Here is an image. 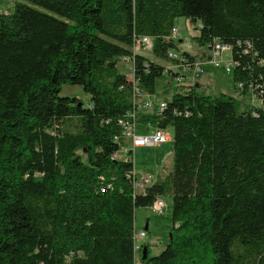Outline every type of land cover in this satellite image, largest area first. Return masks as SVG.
<instances>
[{
    "label": "trees",
    "instance_id": "16d2710c",
    "mask_svg": "<svg viewBox=\"0 0 264 264\" xmlns=\"http://www.w3.org/2000/svg\"><path fill=\"white\" fill-rule=\"evenodd\" d=\"M0 11V264H136L134 212L165 197L167 245L154 257L142 246L138 264H264V0H19ZM177 18L200 23V47L231 49L234 91L256 103L175 86L159 115H127L135 89L153 96L166 73L136 41L186 64L169 58ZM127 58L131 78L117 70ZM126 123L172 129V167L144 193L132 153L116 157Z\"/></svg>",
    "mask_w": 264,
    "mask_h": 264
},
{
    "label": "rangeland",
    "instance_id": "374dc122",
    "mask_svg": "<svg viewBox=\"0 0 264 264\" xmlns=\"http://www.w3.org/2000/svg\"><path fill=\"white\" fill-rule=\"evenodd\" d=\"M19 0H2V10L4 13H10L13 9L14 3ZM174 25L178 31L177 37L174 41L177 42V47L174 52L178 53H186L190 55L194 60H204V57L208 56L205 48L200 47L193 38L196 37L200 30V23H193L189 19L186 18H177L174 21ZM141 52V51H140ZM144 54H150L149 50H142ZM223 61L227 62L228 57L225 56ZM150 56V55H149ZM151 59L154 63L159 65H163L165 67V72L163 76L156 81L155 86V95L157 102L159 101H170L173 95V86L175 82L173 81V77L171 74V69L173 63L171 61H161L155 59L151 56ZM205 61V60H204ZM126 62H118L117 70L124 74L126 78H130V71L126 69L124 65ZM203 63V62H202ZM128 65V64H127ZM206 68L208 65H205ZM208 73L198 75L197 77L189 76L188 83L192 86L196 87V91L199 95H209V96H219L221 94H225L232 97H239L235 94L233 88L232 77L226 75L221 69L208 67ZM176 69V68H173ZM180 71L179 69H176ZM207 71V70H206ZM201 79L200 85L198 87V80ZM183 86V84H181ZM61 97H70L75 98L76 100L82 102L85 106L89 102V95L84 93L80 86H63L62 91L60 93ZM144 99L142 94L137 100V106L139 107L141 104L144 105ZM240 103L245 107L246 105H251L255 102V98L252 96H241ZM151 109L148 111L150 112ZM167 135L169 136V141L165 144L158 146H150V147H140V149L135 150L136 156L135 163L137 164L138 171H135L138 175H147L151 173L149 167L155 164H159L161 162L166 161L165 164L169 162L168 156L170 154V145L172 140V129L167 128ZM169 147L170 149H168ZM118 160L125 161L126 155L121 149L117 154ZM163 168V167H162ZM168 168V167H167ZM167 204V208L164 209L165 213L163 215L155 214L151 208H140L136 209L134 212V228L137 232L144 231L146 236L143 239L138 240V244L141 246H147L149 250V257H154L160 254L167 245L168 242V234L172 227L171 223V199L168 197L163 198ZM149 224L147 230L144 227ZM140 262L139 257L135 259V263L138 264Z\"/></svg>",
    "mask_w": 264,
    "mask_h": 264
},
{
    "label": "built area",
    "instance_id": "2783aa9c",
    "mask_svg": "<svg viewBox=\"0 0 264 264\" xmlns=\"http://www.w3.org/2000/svg\"><path fill=\"white\" fill-rule=\"evenodd\" d=\"M1 12V11H0ZM4 13V11L2 12ZM178 31H171V39L175 40L177 37ZM152 47V42L151 39L148 38H141L136 43L134 44V51H138L141 48H147L151 49ZM205 50L208 53V56L204 57L203 63L202 62H195L193 65L187 64L189 61L187 58L182 57V53L178 52H170L169 53V58L172 60L176 61H182L183 63L186 64H179L175 65L179 69L174 70L175 68L171 69V76L173 77V81L175 82L174 84L176 86H182L181 84H184L185 79L188 78L189 76L197 77L198 75H201L205 71V65L212 66L213 68L221 69L224 70V73L227 75H232L233 68H234V63L231 59V49L227 46L221 45L219 43H215L213 47H206ZM224 54L225 56L228 57V61L225 62L223 61L224 59ZM223 56V58H222ZM189 58V57H188ZM126 62L131 63L130 59L127 58ZM187 86H192L191 84H187ZM242 86L238 85L239 92L235 91V94L239 97H241L242 94ZM135 91L138 94V98L140 97L141 93L135 89ZM251 96L249 93L247 94ZM244 96V95H243ZM254 98V97H253ZM138 100V99H137ZM137 105V102H136ZM166 107V102H161V103H155V102H145L144 105H140L139 107L137 106V109L133 112H128V116L132 117L135 116L137 111L141 109L142 111H148L150 110V113H155L156 115H159L162 110H164ZM146 113V112H145ZM136 124H124V131L122 132V138L124 140H129L131 144V148H136V147H150V146H158V145H163L166 142H168L169 136L167 133L161 129H157L154 127H151L148 125V127L151 128V131L143 136H135L134 135V127ZM155 181L154 176L150 175H138L136 172H133V189L135 190L136 193H144L146 188L149 187L153 182ZM151 210L157 214V215H163L165 213L164 206H163V201L158 199L154 204L151 206ZM146 236V233L144 231L140 232H135L133 239H134V251L136 254V258L139 257V253L142 251V246L138 244L139 239H143Z\"/></svg>",
    "mask_w": 264,
    "mask_h": 264
},
{
    "label": "crops",
    "instance_id": "0c3cea01",
    "mask_svg": "<svg viewBox=\"0 0 264 264\" xmlns=\"http://www.w3.org/2000/svg\"><path fill=\"white\" fill-rule=\"evenodd\" d=\"M0 7H2V0H0ZM143 49H145V50H149L150 51V54H149V52H148V55H145L144 56V54L142 55L143 57H145V58H147V59H149V60H151L152 61V59H151V56H152V54H151V50L150 49H147V48H143ZM150 55V56H149ZM156 59V58H155ZM158 60V59H157ZM122 61H124V59L122 60ZM121 61V62H122ZM126 62V61H125ZM195 62H203V60L201 59V60H195ZM127 63L128 62H126L124 65L126 66V69H128V65H127ZM163 66V65H162ZM173 67V66H172ZM175 68H178L177 66H174ZM205 67V74H207L208 73V67H210V66H208L207 68H206V66H204ZM174 70H176V69H174ZM207 70V71H206ZM223 71V70H222ZM180 72H182V71H180ZM224 72V71H223ZM226 74V73H225ZM227 75V74H226ZM229 76H231L232 77V75H229ZM130 78H131V76H130ZM198 82L199 83H197V85H198V87H199V85H200V82H201V79L200 80H198ZM187 84H188V78H186L185 79V82H184V84H183V86H187ZM172 89H174V86H173V88ZM142 94V96H143V99H144V102H150V101H152V102H155V103H161V102H167V101H164V100H162V101H159V102H157V99H156V95L154 94L153 96H149V95H146V94H144V93H141ZM235 99H237L238 101H240V98L241 97H234ZM142 105V104H141ZM138 111H141V109H139ZM142 112H146V113H150L149 111H142ZM151 131V128L150 127H148V126H145V125H139V124H136L135 125V127H134V135L135 136H143V135H146V134H148L149 132ZM162 146V145H161ZM172 146H173V142H172V140H171V145H170V148H171V150H170V154H169V156H168V158H170L169 159V162L167 163V164H165L166 163V161H164V162H161V163H159V164H155V165H152L151 167H149V169L151 170V173L150 174H152L154 177L159 173L160 174V176L162 177V176H164L165 174H166V172H165V170L164 171H162V169L163 168H167V169H169V168H171L172 167V156H173V154H172ZM168 149H170L169 147H167ZM122 149H123V152L125 153V155H126V159H127V152H131L132 153V155H131V159H132V162H133V166H134V169H135V171H138L139 169L137 168V161H136V159H135V156H136V151L135 150H137V149H140V147H136V148H131V144H130V141L129 140H124L123 141V146H122ZM121 150V149H120ZM117 157V156H116ZM117 159H118V157H117ZM135 161H136V163H135ZM163 167V168H162ZM165 172V173H164ZM157 177V176H156ZM157 179V178H156ZM163 201V206H164V209H166L167 208V204H166V202L164 201V200H162ZM148 209H150V208H148ZM170 210H171V207H170ZM148 226H149V224H147L145 227H144V229L146 230V228H148Z\"/></svg>",
    "mask_w": 264,
    "mask_h": 264
},
{
    "label": "water",
    "instance_id": "95a60500",
    "mask_svg": "<svg viewBox=\"0 0 264 264\" xmlns=\"http://www.w3.org/2000/svg\"><path fill=\"white\" fill-rule=\"evenodd\" d=\"M142 254H143L142 260H145L147 257V250L145 247L142 248Z\"/></svg>",
    "mask_w": 264,
    "mask_h": 264
},
{
    "label": "bare ground",
    "instance_id": "6f19581e",
    "mask_svg": "<svg viewBox=\"0 0 264 264\" xmlns=\"http://www.w3.org/2000/svg\"><path fill=\"white\" fill-rule=\"evenodd\" d=\"M172 31H177V29L173 28ZM148 175L153 176L152 174H148Z\"/></svg>",
    "mask_w": 264,
    "mask_h": 264
}]
</instances>
